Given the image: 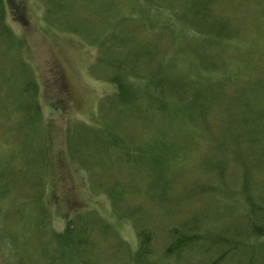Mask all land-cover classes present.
<instances>
[{"label":"rangeland","instance_id":"374dc122","mask_svg":"<svg viewBox=\"0 0 264 264\" xmlns=\"http://www.w3.org/2000/svg\"><path fill=\"white\" fill-rule=\"evenodd\" d=\"M24 5L28 26L0 0V264H182L162 233L188 203L217 243L235 241L243 199L264 193L251 168L264 169V0ZM58 72L62 109L47 95ZM106 98L136 109L104 111ZM77 214L90 228L78 255L60 232Z\"/></svg>","mask_w":264,"mask_h":264},{"label":"trees","instance_id":"16d2710c","mask_svg":"<svg viewBox=\"0 0 264 264\" xmlns=\"http://www.w3.org/2000/svg\"><path fill=\"white\" fill-rule=\"evenodd\" d=\"M102 53L103 55H106L104 51H101V54ZM100 57L101 56H98V58ZM97 61L98 59H96L92 65H94ZM109 72V81L114 82L113 76L115 75V71L113 68L107 67L103 71L102 76L105 77L104 75L107 73L109 74ZM53 82L54 84H52V87L48 88L47 90V95L48 92L50 93L52 90H55L59 94L63 95L61 99L56 96L55 101H53V103H56V108L62 109L65 105L68 95V93L67 95L65 93L66 82L63 73L58 72L56 79L53 80ZM115 85L118 91V95L121 98L123 96V86L120 83H117ZM127 87H131V84L127 83ZM121 101L123 102V100ZM107 109L108 111L117 109L118 112H122V110L136 108L128 105V103H118L108 107L106 98L102 105V110L107 111ZM158 110L160 111V109ZM250 142L255 145L260 143L252 141ZM226 160V167H231L232 163L230 162V160ZM128 162L130 161L128 160ZM251 168L253 175L256 178L264 177V169L259 168L258 165H251ZM210 170L211 169H209L208 167H204V169L202 170V174L198 177H205V179L208 180L211 177ZM213 173L217 175L220 174V172L218 171H213ZM211 185H209L210 187L203 188L202 190H205L208 193L213 192L214 190H216V184ZM241 187L243 190L247 189L246 184H242ZM71 202L72 203L68 202L67 205H71L72 208L73 206L77 205L73 201ZM242 205L246 208L247 212H243L244 214L242 215L245 218L242 229H239L237 233L234 234V237H232L235 241L217 243V240L222 241L227 239V237H222L219 234L220 229H218L217 226L215 227V224L198 222L197 220H195V212H197L198 207L195 205L191 208L190 203H188L181 210L184 212H177V220H175L172 225H167L171 227L165 228L164 232L162 233L166 240L164 254L168 256V254L170 253L177 252L175 258L180 263L182 262V264H219L221 262H226L227 264H230V262H233V264H264V240L262 239L264 234V193H262L260 190H256L253 195H246L245 199H243L242 201ZM83 216V214H77L75 219L72 220L75 224L72 223V221L68 222L72 218L68 219V223L66 224L67 227L63 231H60L71 235L70 240L65 245L68 248L73 247L74 249H76L77 252L74 253L76 255H78L81 250L86 249L87 244L85 240L88 239L87 234L90 232V228L85 223L86 219ZM39 225L44 227V223H40ZM142 229L138 231L139 240L137 251L139 253L140 251L144 250L146 252L145 255H148L153 253L152 246L150 247V242L153 239V230L150 228ZM75 231L76 236L74 238L73 233H75ZM55 233L57 232H53V235ZM207 236H210L211 240H205L204 238H206ZM72 240L74 241V244L72 243ZM190 256L194 257L195 261H189L191 259ZM57 259L59 260L60 258ZM48 263L54 264L52 262V259L50 258L48 260Z\"/></svg>","mask_w":264,"mask_h":264},{"label":"flooded vegetation","instance_id":"af4514ba","mask_svg":"<svg viewBox=\"0 0 264 264\" xmlns=\"http://www.w3.org/2000/svg\"><path fill=\"white\" fill-rule=\"evenodd\" d=\"M15 2L18 3V5H14L13 4V0H1V2H8L9 3V13H11V19L12 20H17V22L19 23H24L26 26H28V24L26 23V21L24 20L23 14L25 12V5L24 2H26V0H14ZM25 29L30 30L32 29L31 27H25ZM53 84V82H52Z\"/></svg>","mask_w":264,"mask_h":264}]
</instances>
